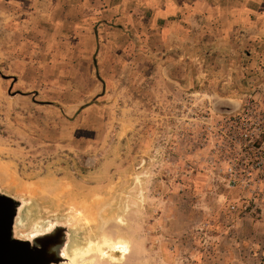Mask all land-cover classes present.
<instances>
[{
	"label": "rangeland",
	"instance_id": "obj_1",
	"mask_svg": "<svg viewBox=\"0 0 264 264\" xmlns=\"http://www.w3.org/2000/svg\"><path fill=\"white\" fill-rule=\"evenodd\" d=\"M139 5L0 0V188L78 264H264L263 22Z\"/></svg>",
	"mask_w": 264,
	"mask_h": 264
},
{
	"label": "water",
	"instance_id": "obj_2",
	"mask_svg": "<svg viewBox=\"0 0 264 264\" xmlns=\"http://www.w3.org/2000/svg\"><path fill=\"white\" fill-rule=\"evenodd\" d=\"M0 76L11 78L1 72ZM214 107L220 113L238 110L236 105L219 100L214 101ZM31 215L26 202L0 188V264H67L72 245L70 225L51 222L29 233Z\"/></svg>",
	"mask_w": 264,
	"mask_h": 264
},
{
	"label": "crops",
	"instance_id": "obj_3",
	"mask_svg": "<svg viewBox=\"0 0 264 264\" xmlns=\"http://www.w3.org/2000/svg\"><path fill=\"white\" fill-rule=\"evenodd\" d=\"M139 3L143 4L139 7L151 12L153 20H166L172 29L177 28V22L172 24L170 17L183 15L185 19L189 16L191 20H199L201 25L222 19V26L233 33L240 29L239 22L253 20L255 10L264 28V0H139Z\"/></svg>",
	"mask_w": 264,
	"mask_h": 264
},
{
	"label": "bare ground",
	"instance_id": "obj_4",
	"mask_svg": "<svg viewBox=\"0 0 264 264\" xmlns=\"http://www.w3.org/2000/svg\"><path fill=\"white\" fill-rule=\"evenodd\" d=\"M71 248H73V252H71V249H70V251H69V254H70L69 259H70V261L67 264H78V256H82V255L90 252L91 250H93V246H89V245L85 246L82 249V247H79L78 245L75 244ZM120 248L123 249L124 251H126L124 245H120Z\"/></svg>",
	"mask_w": 264,
	"mask_h": 264
},
{
	"label": "built area",
	"instance_id": "obj_5",
	"mask_svg": "<svg viewBox=\"0 0 264 264\" xmlns=\"http://www.w3.org/2000/svg\"><path fill=\"white\" fill-rule=\"evenodd\" d=\"M244 138L249 140V144H250L249 147L251 149H254L256 144H255L254 140L252 139V136L249 135V134H245ZM227 176L229 177V181H228L227 187L229 189L236 188L237 184H238V180L236 179V175L233 174V169H231V168L229 169V173H228ZM225 181H227L226 178H225ZM232 210H235V207H232Z\"/></svg>",
	"mask_w": 264,
	"mask_h": 264
}]
</instances>
